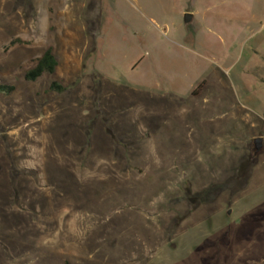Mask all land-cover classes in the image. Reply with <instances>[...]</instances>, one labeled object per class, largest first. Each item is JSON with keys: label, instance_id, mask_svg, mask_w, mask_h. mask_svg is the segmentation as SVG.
Instances as JSON below:
<instances>
[{"label": "rangeland", "instance_id": "1", "mask_svg": "<svg viewBox=\"0 0 264 264\" xmlns=\"http://www.w3.org/2000/svg\"><path fill=\"white\" fill-rule=\"evenodd\" d=\"M3 86L0 264H264V0H0Z\"/></svg>", "mask_w": 264, "mask_h": 264}, {"label": "trees", "instance_id": "2", "mask_svg": "<svg viewBox=\"0 0 264 264\" xmlns=\"http://www.w3.org/2000/svg\"><path fill=\"white\" fill-rule=\"evenodd\" d=\"M58 68V61L53 53L52 48L47 49L44 54L36 60L33 68L25 72L24 79L27 82H37L45 75H54ZM15 88L12 86H3L0 92L5 94H12ZM48 92L62 94L66 92V88L60 83L54 82L50 86Z\"/></svg>", "mask_w": 264, "mask_h": 264}, {"label": "water", "instance_id": "3", "mask_svg": "<svg viewBox=\"0 0 264 264\" xmlns=\"http://www.w3.org/2000/svg\"><path fill=\"white\" fill-rule=\"evenodd\" d=\"M193 18L194 17L192 14H186L184 21L186 24H189L192 22ZM263 150H264V139L262 138L255 139L253 142V151L255 156H259L263 152Z\"/></svg>", "mask_w": 264, "mask_h": 264}, {"label": "flooded vegetation", "instance_id": "4", "mask_svg": "<svg viewBox=\"0 0 264 264\" xmlns=\"http://www.w3.org/2000/svg\"><path fill=\"white\" fill-rule=\"evenodd\" d=\"M255 155V154H254Z\"/></svg>", "mask_w": 264, "mask_h": 264}]
</instances>
